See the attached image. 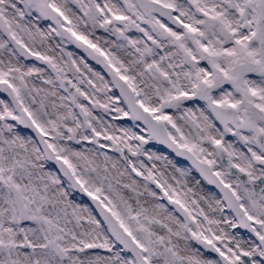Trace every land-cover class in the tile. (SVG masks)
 I'll return each instance as SVG.
<instances>
[{"label": "snow or ice", "instance_id": "snow-or-ice-1", "mask_svg": "<svg viewBox=\"0 0 264 264\" xmlns=\"http://www.w3.org/2000/svg\"><path fill=\"white\" fill-rule=\"evenodd\" d=\"M0 264H264V0H0Z\"/></svg>", "mask_w": 264, "mask_h": 264}]
</instances>
